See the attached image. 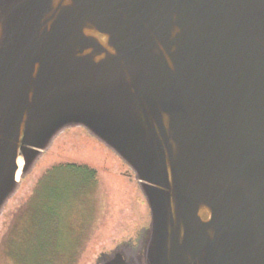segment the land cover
<instances>
[{
	"label": "water",
	"instance_id": "95a60500",
	"mask_svg": "<svg viewBox=\"0 0 264 264\" xmlns=\"http://www.w3.org/2000/svg\"><path fill=\"white\" fill-rule=\"evenodd\" d=\"M71 126L149 211L95 264H264V0H0V213Z\"/></svg>",
	"mask_w": 264,
	"mask_h": 264
},
{
	"label": "rangeland",
	"instance_id": "374dc122",
	"mask_svg": "<svg viewBox=\"0 0 264 264\" xmlns=\"http://www.w3.org/2000/svg\"><path fill=\"white\" fill-rule=\"evenodd\" d=\"M86 166L81 180L54 211L30 201L56 165ZM88 180V179H87ZM149 211L132 169L81 126L60 131L0 213V264H95L123 240L147 227Z\"/></svg>",
	"mask_w": 264,
	"mask_h": 264
},
{
	"label": "trees",
	"instance_id": "16d2710c",
	"mask_svg": "<svg viewBox=\"0 0 264 264\" xmlns=\"http://www.w3.org/2000/svg\"><path fill=\"white\" fill-rule=\"evenodd\" d=\"M88 179V180H87ZM81 180H95V173L86 166L64 164L52 167L39 181L34 197L38 196L37 205L42 209L54 211L59 207L60 201L66 199V195L77 188Z\"/></svg>",
	"mask_w": 264,
	"mask_h": 264
}]
</instances>
